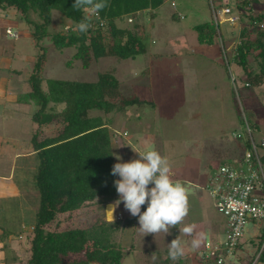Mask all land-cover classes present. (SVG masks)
Returning <instances> with one entry per match:
<instances>
[{"label":"rangeland","instance_id":"rangeland-1","mask_svg":"<svg viewBox=\"0 0 264 264\" xmlns=\"http://www.w3.org/2000/svg\"><path fill=\"white\" fill-rule=\"evenodd\" d=\"M263 1L259 0V4ZM214 3L218 5L219 0H214ZM262 8L259 7L264 10ZM174 14L178 16L174 18ZM211 19L208 0H175V6L166 1L157 10L154 19L149 11L141 18L146 28L145 54L134 60L114 57L91 60L89 67L84 69L79 60L72 59L73 48L57 50L52 46L50 35L65 30L69 25L59 13L52 12L49 36L42 41L47 48L42 75L45 79L92 83L97 81L100 73L113 70L124 96L136 95L143 101L152 102V108L149 105L132 106L124 114L114 115L112 127L119 131L120 136L113 138L115 157H120L116 161L138 159L134 151L150 148L167 158L175 181L185 183L189 224L196 225L195 232H204L207 237L215 238L220 235L225 219L214 209L213 201L205 191L207 175L223 163H239L246 149L234 136L240 134L243 139L247 136L240 100H246V106L256 117L259 132L252 133L255 141L264 137V84L245 91L242 87L245 76L236 64L229 66L228 77L227 68L221 65L224 60L219 41L216 46L201 50L192 27ZM7 25L12 26V32L18 33L17 38L12 39L6 34V29L10 28L5 29ZM244 26L251 28L241 15H238L234 26L220 25L225 53L230 58L235 54L239 43L237 37ZM28 33L27 26L14 10L4 12L0 7V55H3L0 56V237L3 233L5 236L11 234L4 243H0V264H27L33 236L29 223L39 201L33 181L37 158L26 156L32 154L30 138L37 126L31 121V116L36 108L20 104L16 99L23 92L21 84L26 82L31 65L40 52ZM247 61L253 64L251 56L247 57ZM67 62L71 65L68 66ZM232 78L236 79L235 83ZM2 79L6 80V84H1ZM236 90L239 91V98ZM244 96L247 98L244 99ZM61 108L62 105H59ZM98 114L94 111L90 113L92 116ZM43 130L48 136L54 134V130ZM257 144L264 170L261 158L264 149ZM15 154H24V157H15ZM255 169H258L257 166ZM4 178H7L6 182L1 181ZM111 204L103 210L95 204H88L69 217L62 216L60 228H90L100 218L111 222L106 212ZM118 213L121 218H118ZM113 216V222H120L113 238L124 250L121 264H162L160 260L165 258V250L174 238L179 239L184 247L182 264H198L200 261L198 254L201 246L192 250L190 243L195 233L189 236L182 232L187 225L186 220L171 228L170 234L143 236L137 229L138 220L125 225L124 221L134 216L122 202ZM263 232V223L247 222L243 245L251 255L244 257L246 264L259 256L260 251L256 252L253 245L259 244ZM82 259L83 253L68 257L70 261Z\"/></svg>","mask_w":264,"mask_h":264},{"label":"trees","instance_id":"trees-1","mask_svg":"<svg viewBox=\"0 0 264 264\" xmlns=\"http://www.w3.org/2000/svg\"><path fill=\"white\" fill-rule=\"evenodd\" d=\"M166 1L170 0H106L107 7L100 11L99 19L93 16L91 27L81 33L75 31L74 26L88 14L83 9L73 8L74 0H0L3 11H16L19 20L27 26L35 48L40 51L26 82L21 84L23 92L16 98L18 103L36 108L31 116L37 128L30 138L32 154L29 158H37L33 181L39 201L29 223L33 236L27 264H121L124 250L113 238L119 230V221L106 222L100 218L90 228L61 229V217H69L88 204H95L103 210L107 204L119 199L114 185L119 178L111 173L112 166L117 163L113 138L119 135V131L112 127L113 117L124 114L132 106L154 107L152 102L143 101L136 95L124 96L113 70L100 73L97 81L92 83L45 79L42 70L47 48L42 41L49 36L52 12L59 13L70 23L65 30L50 35L52 46L57 50L73 48L72 59L79 60L82 68L86 69L91 60L106 57L134 60L145 54L146 28L141 18L149 11L154 19ZM208 2L211 11L210 0ZM260 6L264 9V1L259 4V0H240L237 3V12L251 28L244 26L240 30L235 54L232 58L225 55L228 63L223 57L224 63L221 64L227 68L228 77L231 64L241 68L245 76L242 85L245 91L264 84V10H260ZM173 16L176 18L178 15ZM129 17L133 18L132 23L127 22ZM192 30L200 46L216 45L219 36L221 42L224 41L220 28L212 19L194 25ZM248 56L252 57L253 64L248 63ZM66 64L70 66L71 62ZM236 94L239 98L238 90ZM244 101L240 100L242 123L255 139L252 133L259 132V126L253 111ZM59 105H62L61 109ZM92 111L100 114L92 116ZM45 128L54 130V134H44ZM235 139L244 148H250L248 134L246 139L240 134L235 135ZM261 158L264 160V153ZM146 207L147 204L141 206V212ZM136 220L138 217H133L124 223L130 225ZM261 244L262 240L256 250L259 252L262 248L259 256L249 264H264V245L260 248ZM81 253L84 259L68 260L69 256ZM165 253V258L160 260L162 264H182L181 257L173 261L168 257V250ZM259 261L262 262L257 263ZM198 264L206 262L200 259Z\"/></svg>","mask_w":264,"mask_h":264},{"label":"clouds","instance_id":"clouds-1","mask_svg":"<svg viewBox=\"0 0 264 264\" xmlns=\"http://www.w3.org/2000/svg\"><path fill=\"white\" fill-rule=\"evenodd\" d=\"M73 8L83 9L88 15L74 26V30L84 33L91 27L90 20L107 7L106 0H74ZM235 83V79H234ZM138 159L128 162H117L112 166L111 173L119 176L114 181L119 199L109 205L106 211L114 220L113 213L122 202L124 208L134 217H138V231L143 235L154 236L170 234V229L181 224L188 215L187 189L170 176V165L167 158L154 148L145 151H134ZM117 161L120 157H116ZM149 185H153L149 187ZM147 204L141 212V206ZM195 224H187L182 228L185 235L193 236L192 250L198 249L207 236L204 232H195ZM184 255V247L179 239H172L168 244V257L173 261ZM155 256L153 259L155 260Z\"/></svg>","mask_w":264,"mask_h":264},{"label":"built area","instance_id":"built-area-1","mask_svg":"<svg viewBox=\"0 0 264 264\" xmlns=\"http://www.w3.org/2000/svg\"><path fill=\"white\" fill-rule=\"evenodd\" d=\"M239 1L219 0V4L215 5L214 0H210L211 17L216 27L220 28L221 24L236 25L239 15L236 8ZM170 2L171 6H175V0ZM127 22L132 23L133 18L129 17ZM6 34L12 39L18 37V33L12 32L11 28L6 29ZM220 38L219 36L218 44L227 64L224 41L221 42ZM246 132L251 144L250 148L243 151L240 162L234 165L221 164L209 173L206 180L205 191L212 199L214 209L225 219L220 235L207 238L201 245L198 256L206 264H234L247 222L264 224V170L257 150V143L264 149V137L255 141L250 130L246 129ZM255 166L258 169H255ZM118 218H121L119 213ZM263 245L264 232L262 247ZM261 250L262 248L260 252Z\"/></svg>","mask_w":264,"mask_h":264},{"label":"crops","instance_id":"crops-1","mask_svg":"<svg viewBox=\"0 0 264 264\" xmlns=\"http://www.w3.org/2000/svg\"><path fill=\"white\" fill-rule=\"evenodd\" d=\"M8 10V9H7ZM6 10V11H7ZM15 11V10H14ZM5 12V11H4ZM15 15H16V11H15ZM62 21V20H61ZM60 21V22H61ZM65 23H66V21H65ZM69 25H70V23H69ZM69 25H67V26H69ZM7 27H10V28H12V26L11 25H7L6 27H5V29L7 28ZM68 28V27H67ZM16 30H18V27H16L15 28ZM20 34V33H19ZM29 34V36H30V33H28ZM31 38V37H30ZM214 46H216V45H213V46H201L202 48H201V50L202 49H206V48H212V47H214ZM2 51V50H1ZM0 56H3V55H0ZM2 83H5L6 84V80H4V79H2V81H1V84ZM10 93V92H9ZM2 95H0V97H1ZM24 107H28V106H24ZM31 154L29 153V154H27L26 156H30ZM15 157H17V156H20L19 158H21V157H24V154H15L14 155ZM18 159V158H17ZM172 174V176H171V179L172 180H176L175 179V176H173L174 174L173 173H171ZM208 176V175H207ZM11 178V176H9L8 177V179H10ZM179 178V177H178ZM5 179H7V178H4V180H1V181H5L6 182V180ZM181 179H183V178H181ZM184 180V179H183ZM207 180V179H206ZM189 216L187 215L186 217H185V219H184V221L186 220V222H187V224H189ZM203 227V226H202ZM11 234L10 233H8L6 236H4V235H1V237H0V243H4V240L7 238V237H9ZM209 237V236H208ZM207 237V238H208ZM209 238H211V237H209ZM245 239H244V236H243V238H242V241H241V247H239V249H238V251H237V255H236V259H237V264H246L247 262H245V258L244 257H246V256H249V255H251V254H248V252L246 251V249H244V243H245ZM182 243V242H181ZM254 248L257 250V248H258V246H259V244L256 246V244L254 243ZM2 246H0V248H1ZM0 251H2V250H0Z\"/></svg>","mask_w":264,"mask_h":264}]
</instances>
